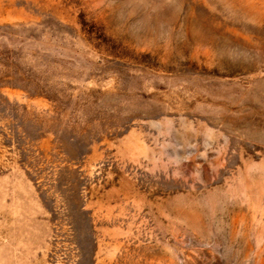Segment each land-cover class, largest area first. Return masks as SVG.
I'll return each instance as SVG.
<instances>
[{
	"label": "rangeland",
	"instance_id": "rangeland-1",
	"mask_svg": "<svg viewBox=\"0 0 264 264\" xmlns=\"http://www.w3.org/2000/svg\"><path fill=\"white\" fill-rule=\"evenodd\" d=\"M0 264H264V0H0Z\"/></svg>",
	"mask_w": 264,
	"mask_h": 264
}]
</instances>
